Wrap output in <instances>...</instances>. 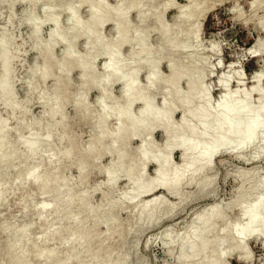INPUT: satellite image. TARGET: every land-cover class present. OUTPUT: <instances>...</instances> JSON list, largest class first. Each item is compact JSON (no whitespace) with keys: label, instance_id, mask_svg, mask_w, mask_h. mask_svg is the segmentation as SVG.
<instances>
[{"label":"bare ground","instance_id":"1","mask_svg":"<svg viewBox=\"0 0 264 264\" xmlns=\"http://www.w3.org/2000/svg\"><path fill=\"white\" fill-rule=\"evenodd\" d=\"M72 1L66 15V23L69 20L71 27L56 30L44 43L39 40L40 24L32 20L33 11L37 8L34 2H7L9 5L17 2L29 5L30 13L24 23L31 25V49L37 51L40 64L33 67L29 75L27 73L30 79L26 82L28 95L23 102L18 101L11 86L14 81L12 66L19 49L15 48L11 38L15 35L10 36L7 30L1 32L0 97L4 95V100L0 106L6 110L8 118L0 117V148L2 146L5 152L4 159L0 161V208L8 199H14V213H19L26 225L19 229L13 213L8 218L0 215V264H5L4 241L16 238V248L20 249L14 259L22 261L29 255L25 242L37 231L38 235L45 234L49 240L46 243V238H42L41 246L38 244L41 250L44 241L47 245L50 243L49 251L43 246V253L48 251L46 255L41 250L43 256H39L36 250L34 252L38 253L42 264L56 251L58 256L61 253V258H56L60 260L53 264H127V257L122 253L123 245L119 249L111 245L114 237L122 236L119 225L115 224V215L125 203L134 204L140 198L149 197L135 206V233L141 234L186 205L188 200L182 192L184 186L194 185L201 197L211 189L214 180L206 176L212 170L213 159L217 155L243 159L250 148L262 144L259 150L251 153L250 158L264 159V89L258 85L261 72L254 74L253 85L247 90L241 89L239 81L237 89L230 90L228 84L220 80L217 87L221 93L212 106L210 89L203 85L205 73L200 66L201 60L196 55L188 61L179 60L181 53L196 48H191L189 41L199 38V20L206 16V0H185L186 5L178 8L171 29L167 24H148L154 15L149 10H141L143 0H116L113 8L107 7L105 0ZM166 1L159 9V16L175 6L174 0ZM0 3L4 1L0 0ZM82 5L87 6L88 18L85 21L77 18ZM133 11L139 19L135 26L128 22ZM49 20L57 25L58 16H49ZM186 23H191L190 28L183 30ZM107 24L114 31L109 41L103 38L104 34L102 36ZM152 33L158 36L155 47L148 46ZM81 38L85 40L86 53L77 57L74 46ZM58 44H64L60 58L53 53ZM124 46L131 48L126 59L120 56ZM247 51L253 57H262L264 38L256 41ZM100 57H104L102 74L96 75L94 66ZM163 61L168 67L166 77L160 76L157 71ZM232 68L233 65H230L225 69ZM75 69L80 72L81 82L72 92L70 73ZM142 71L147 72V77L141 87L137 80ZM50 79L54 84L49 91H45L43 85ZM181 82L187 83L185 92L178 87ZM116 83L120 85V97L115 100L110 97V91ZM160 88L163 102L158 109L154 101ZM91 89L99 92L96 99L98 111H90L87 105L86 97ZM253 94L258 99L256 106L251 104ZM35 100H40L44 111L38 118L32 119L28 108ZM67 104H72L75 109L72 118L64 113ZM135 104L140 107L133 115ZM176 112L182 113V118L175 126L172 117ZM111 119L115 122L113 131L108 126ZM9 120L16 121L17 135L13 139ZM77 121L85 123L94 132L86 147H82L76 139L73 129ZM155 130L160 131L164 139L158 148L150 140ZM133 139H140V143L131 152L129 145ZM20 151L22 162L38 158V163L24 170L21 181L12 184L17 165L6 167V171L3 160L9 161ZM174 152L181 156L178 165L172 163ZM105 155L112 160L106 167L99 168L97 161ZM149 164L155 166L152 179L145 176ZM69 168L75 169L78 174L72 182L66 179ZM94 173L102 175L104 183L91 185ZM119 178L125 180L128 189L117 196L112 192ZM262 184L254 185L252 192H256ZM158 190L174 197L176 205H167L163 195H156ZM95 193L98 204L92 207L89 202ZM251 194H239L230 205L229 209H241L242 221L227 223L218 204L205 211L202 209L203 212L187 226L186 236H174L168 228L159 233L157 239L163 241L162 245L168 249L180 242L179 264H227V258L233 255H237L238 261L248 262L246 241L264 239V193L256 196L250 205L243 206ZM39 197L43 199L40 202L37 201ZM218 224L222 226L217 228ZM102 225L106 227L103 237L98 233V227ZM15 261L12 259L9 264Z\"/></svg>","mask_w":264,"mask_h":264},{"label":"rangeland","instance_id":"2","mask_svg":"<svg viewBox=\"0 0 264 264\" xmlns=\"http://www.w3.org/2000/svg\"><path fill=\"white\" fill-rule=\"evenodd\" d=\"M3 1L4 3H0V26H3L0 27V35L2 31L6 32V30L8 31L7 33L10 36L15 35L14 37L11 38L13 40L15 48H17V50L19 49V51L12 66V72H14L13 76L15 82L13 81L11 90L15 92L16 99L18 101L23 102V100H25L28 95V88L26 82L27 79L28 82L30 79L28 78L29 76L27 77V73L29 75V71L33 67L40 64L37 51L31 49L33 43L31 39L32 36L31 25L24 23V21L27 18V15L30 13V7L26 3L17 2L15 3L16 4L15 6V4L9 5L7 3L9 0H3ZM29 1L31 2L33 1L34 5L37 7L33 11L34 14L32 15V20L34 19L37 22V24H40L39 40L40 41L42 40L41 41L42 43L49 40L53 36L56 30L66 29V27H68L67 29H69L71 27L72 23L69 20H68L69 23L68 22H67L68 24L66 23V20L68 19L66 18L67 17L66 15L68 13L67 9L68 8L70 9V6H72V2H73L72 0H29ZM166 2H167L166 0H143L142 2L143 5L141 4V6L143 7H140L142 8L141 10L143 11L149 10L150 14L153 13L152 15H154V18L152 20L153 22L148 21L149 22L148 24H167L169 29H171L178 8L185 6L186 1L174 0L175 3L174 8L166 11L163 16H159V11H160L159 9H161L162 5ZM105 3L107 4L106 5L107 7L109 6L110 8L111 6V8H113L116 5V0H105ZM205 3L206 4H204V8H205L204 14H206V16L205 18L201 17V19L199 20V24H200L199 38L197 41L195 40L189 41V45L191 44L190 45L191 48L194 46H196V48L195 49L192 48L190 50L187 49L186 51L181 53L179 55V60L188 61L189 58L194 57L195 55L201 60L200 66L205 73L203 85L210 89L209 99L211 101L212 106L217 103L216 99H218L220 96L221 92L219 91L218 89L219 87L217 86L221 81H225L228 84L230 90L237 89V85L239 86V82H241V86H242L241 89L247 90L248 88L250 89L253 85L252 77L257 71H259L261 72V80L258 83V85L261 89H264V70H263L264 55L262 57H253L247 54L248 53L247 50L251 48L256 41L264 38V30L262 29V25H264V0H206ZM145 8L146 9L149 8V9L146 10ZM155 9L158 10L156 11ZM52 14L54 16L55 15L58 16L57 25H55L54 22H51L49 20V16H53ZM130 14L131 15H129L128 18L130 19L128 20L129 24L131 26L134 25V23L135 25H137L139 23V19L137 17L138 14L135 11L131 12ZM77 18L80 19L81 21L82 20L85 21L88 18L86 5H82L79 7ZM45 20L47 22H45ZM7 23H9V25ZM37 24L35 25L38 26ZM190 24L191 23H186V25H183L182 29L186 30L190 28ZM113 34L114 31L112 30V26L110 24L105 25L104 30H102L103 38L106 37L104 39L105 40L108 39L109 41L112 39ZM150 36L152 37L150 38ZM150 36L148 38V46L155 47L158 43V36L156 33H152ZM58 45L54 48L55 52H53L56 58H60L64 52V44L63 45L58 44ZM74 48H75L74 50H76L74 51L75 56L77 57L84 56L86 53L84 38L77 40ZM121 51L122 53H120V56L123 55L122 58L125 57L124 59H126L128 57L127 55H129L131 52V48L129 46H124V48ZM103 64H104V57H100L98 58V60H96V64L94 66V72L96 75L102 74L101 71ZM161 64L162 65H159L157 71L160 76L166 77L168 75L167 64L165 63V61H163ZM230 65H233V68L231 70L225 69ZM72 72L70 73L71 75L70 78L73 85L72 87L73 88L72 92H73L74 88L79 86L81 79H80L79 70L75 69ZM237 73L240 76L237 75ZM146 77H147V72L142 71L138 77L137 84L140 85L141 87L144 86ZM233 78L234 80H232ZM1 80L2 79L0 78V83ZM46 83L47 84L43 85V89L45 91H49L52 88L54 82L52 79H50ZM178 87L182 92H185L187 89V83L181 82ZM157 91L155 94L156 96L154 102L156 103L155 107L159 109L163 102V96L161 95L162 93L161 88ZM98 95L99 92L96 91L95 89H91L90 92L88 91L86 100H88L87 105L88 107L90 106L89 107V109H91L90 111H98L99 104L97 103L96 100L98 98ZM110 97H113V99L115 100L119 99L120 85L118 83L112 86L110 91ZM3 100H4V95L0 97V104L3 102ZM257 102L258 99L253 94L251 96L252 106L253 105L256 106ZM65 107H66L64 109L66 110L64 112L65 115L70 118L74 117L75 109L73 105L67 104ZM139 107H140L139 104L134 105V108H132L133 115L136 114ZM28 109H29V115L32 119L38 118L41 115V113L44 111L43 106L40 104V100L33 101L29 105ZM181 115L182 113L180 112H176L173 114L172 123L175 126L178 125V122L181 120L182 118ZM0 117L3 119L8 118L6 110L1 106H0ZM108 126L110 131H113L115 128V122L111 119ZM9 127L11 130L10 135L13 139L17 135L16 121L9 120ZM73 130L74 133L77 134L76 139L78 143L79 144L82 143L80 144L82 145V147H86L89 144L90 139L94 135L93 130L90 129L88 125L82 123L81 121H77V124L74 126ZM150 140L152 142V145L158 148L159 146L162 145L164 139L162 133L160 131L155 130L153 131ZM139 143H140V139H133L130 142L131 146L129 145V148H131L130 149L131 152H134V150L138 147ZM261 145L260 144L257 146L255 145L253 148H250L248 150L249 152L247 151L243 155V159H237L232 156L230 157V155H226V154L217 155L213 159L212 170L206 176L207 178L213 179L214 183L211 189L208 190L206 194L202 195L203 198L199 196L198 189L194 185L184 186L182 192L187 197L188 200L186 205L177 213L170 215L168 217H163V219H161V221H159L158 224L148 227L141 234L135 233V230L137 228V226H135V219L137 216V209L135 208V206L137 204L142 203L143 201H146L149 197L140 198L136 200L134 204L125 203L124 208L122 206V208L115 215V219H116L115 224L119 225V228L121 229V233L122 232L123 233L121 237H114L113 240L111 241V245H113L116 249H119L123 245L122 253L127 257V264L128 262L129 264H179L177 258L180 253V247H181L180 242L171 249H168L164 247V245H162L163 241L157 239V235L169 228L172 230L174 236L179 234L182 237L186 236L187 234L186 228L190 224V222H192L194 217L200 215L203 212V210L205 211L206 209H209L212 206H216L218 204L220 210L226 216L227 223L232 224L235 221H242V219H240L241 209L239 207H235L233 209H229V208L230 205H232V203L235 202L239 194L252 193L250 197H248V199L243 203V206H248L252 203V201L256 198V196L264 193V180H263L264 159L257 158L258 159L257 160L250 158L251 153L252 152L254 153L255 150H259ZM4 157H5V152L3 151L1 146L0 161L1 159H4ZM21 157H22V152L20 151L19 153L15 154L14 157L9 159V161L3 160L5 164L4 167L5 170L8 167L17 165L15 166L16 171H14V173L16 174L12 177V182H11L12 184L21 181L24 170L38 163V158L33 161H27L25 163L21 161L22 160ZM171 158H172V163L174 165H178L181 161L180 153L174 152ZM246 159L248 161H246ZM111 160H112L111 157L105 155L97 161V165L99 168H104L111 162ZM146 169H147L145 172L146 178L152 179L155 173L154 171L155 166L149 164ZM77 175L78 174L75 169L69 168L66 172V179L69 182H72L74 181V179L75 180L77 179ZM119 179L120 180L118 181V183H116L117 185H115L113 189L114 192H112L113 195H117V196L121 195L128 189L125 180H122L123 178H119ZM90 180H91V185L93 186L98 183H104L105 181L102 175H98L96 173L92 175ZM259 183H263L261 185V188L259 187V189H257L256 192H252V187ZM12 187L14 186L12 185ZM156 195H163L167 205L169 206H175L177 203L174 197L170 195H164L163 191L160 190L156 191ZM42 200L43 199L39 197L37 201L40 202ZM89 203L92 207H95L98 204L97 193L92 194ZM14 206H15V200L12 198L8 199V201L4 204V206L0 208V215H4L5 217L8 218L9 217L8 215L9 214L11 215V213H13L17 222L19 223L18 228L22 229L26 225V222L21 221L22 216L19 213H14L13 210ZM130 226L132 227L131 229ZM221 226L222 224H218L217 228H220ZM99 227H98V233H100L99 236L103 237L105 234L104 232L106 231V227L104 225ZM128 227L130 230L128 229ZM129 232L131 233L129 234ZM35 233L32 238L28 239V242H25V246L28 247L29 250L28 252L29 255L26 258L25 257L22 258V261L18 259L19 261L18 264H40V263L42 264L43 261L40 262L41 261L39 260L40 258L37 257L38 253H34V252L35 250L39 252L38 254L39 256L45 254L42 251L44 249L43 246H45V249L49 251L50 243L49 245L46 244L48 239L45 237V234L43 235L40 233L41 235L40 238V235H38L39 232L36 235ZM37 236L39 237V240L37 239L38 238ZM43 237L46 238L44 239L46 243L45 241H44L45 244L42 242L43 245L41 247L42 248L41 250L40 244ZM16 242L17 241L15 237H11L6 241H4L3 247L5 248V260H4L5 264L7 262L9 264L12 261V259L13 261L16 260L12 264H17L18 261L17 259H14V257L18 249H20V247L16 248L17 246ZM36 242L38 243L36 244ZM37 245L39 246V248ZM25 246L23 248L26 249ZM46 246H48V249ZM245 247L248 252V257H249L248 262L238 261L236 259L237 255H233L227 258L226 263L227 264H264V239L251 238L248 241H246ZM39 250H41L42 254ZM46 250H44V252H46ZM59 256H58V251H56L52 253L51 258H49L48 256L47 258H49V260L46 261L47 260L46 259L45 260L46 262H44L43 264H53L54 261L60 260V259L56 260V258H61V256L60 257Z\"/></svg>","mask_w":264,"mask_h":264}]
</instances>
